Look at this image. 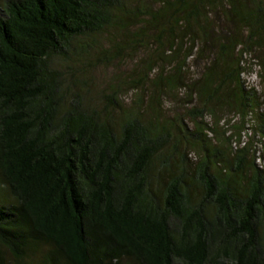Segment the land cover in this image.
Listing matches in <instances>:
<instances>
[{
    "label": "trees",
    "instance_id": "trees-1",
    "mask_svg": "<svg viewBox=\"0 0 264 264\" xmlns=\"http://www.w3.org/2000/svg\"><path fill=\"white\" fill-rule=\"evenodd\" d=\"M0 264H264V0H5Z\"/></svg>",
    "mask_w": 264,
    "mask_h": 264
},
{
    "label": "rangeland",
    "instance_id": "rangeland-1",
    "mask_svg": "<svg viewBox=\"0 0 264 264\" xmlns=\"http://www.w3.org/2000/svg\"><path fill=\"white\" fill-rule=\"evenodd\" d=\"M2 4H3V5L5 4V0H0V6H2ZM128 66L131 67L132 64L130 63ZM114 67H115V66H111V67H109V68H105V67H104L103 69H104V71H106V72L108 73L109 71L115 69ZM124 69H126V65H124ZM97 75H98V74H97ZM250 80H253V83L256 82V80H257V79H256V76H255V75L251 76ZM98 83H99V82H98ZM225 115H226V114H225ZM238 120H239V118H236V122H238ZM224 125H226V124L224 123ZM224 125H223V127H224Z\"/></svg>",
    "mask_w": 264,
    "mask_h": 264
}]
</instances>
